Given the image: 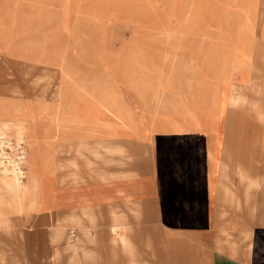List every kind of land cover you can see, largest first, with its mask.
Masks as SVG:
<instances>
[{"label": "rangeland", "instance_id": "rangeland-1", "mask_svg": "<svg viewBox=\"0 0 264 264\" xmlns=\"http://www.w3.org/2000/svg\"><path fill=\"white\" fill-rule=\"evenodd\" d=\"M0 59V119L21 123L10 134L24 150L22 169L41 183L31 211L58 206L54 183L64 172L48 174L47 167L68 158L57 150L71 135L58 122L62 115L100 129L78 142L88 143L94 157L108 148L138 176H153L161 196L212 190L224 125L240 131L234 135L244 162L257 152L248 112L264 120V0H0ZM64 68L87 93L78 90L68 100ZM121 134L140 148L116 141ZM189 139L201 153L185 147ZM121 173L120 165L111 168L112 175ZM194 214L204 218L201 208ZM50 217L49 224L56 214ZM8 220L0 217V227ZM65 221L66 229L73 223L70 230L56 224L47 230L51 242L74 236L81 218L70 214Z\"/></svg>", "mask_w": 264, "mask_h": 264}, {"label": "crops", "instance_id": "crops-1", "mask_svg": "<svg viewBox=\"0 0 264 264\" xmlns=\"http://www.w3.org/2000/svg\"><path fill=\"white\" fill-rule=\"evenodd\" d=\"M248 113L249 131L259 136L257 152L252 157L249 152L244 162L241 141L234 135L240 131L224 125L212 190L207 186L200 197L191 192L161 196L153 176L122 174L64 186L52 211L18 218L10 208L3 209L9 220L0 227V264H264V120ZM120 138L116 141L141 146L129 135ZM199 208L204 218L194 214ZM53 213L56 218L49 224ZM70 214L81 218L74 236L51 242L50 227L66 229ZM113 225L121 227L122 237L115 236Z\"/></svg>", "mask_w": 264, "mask_h": 264}, {"label": "bare ground", "instance_id": "bare-ground-1", "mask_svg": "<svg viewBox=\"0 0 264 264\" xmlns=\"http://www.w3.org/2000/svg\"><path fill=\"white\" fill-rule=\"evenodd\" d=\"M221 57H222V55H221ZM209 59H210V57H209ZM171 60H173V58H171ZM203 60L205 61V59H203ZM211 60H209V61H211ZM224 65H226V64H224ZM184 66H186V64H184ZM209 66H210V64H209ZM221 66H220V68H222ZM205 67H206V65H205ZM223 69H224V66H223ZM209 70H210V68H209ZM217 70H218V68H217ZM62 71H63V74H65V77H66L65 80H66V91H67V94H68V100L70 98L77 99L76 92H78V90L79 91H83L85 93L88 92V89L86 88V86L83 83H81V81L78 80L77 77H74V73L70 69L64 68ZM220 71L222 72V70H219V72ZM197 73H198V71H197ZM165 74H168V73H165ZM171 74L173 75V73H171ZM174 74H176V73H174ZM211 74H213V73H211ZM193 80H195V79H193ZM84 81H86V80H84ZM200 84H198V85L200 86ZM205 86H208V85H205ZM66 91H65V95H66ZM173 98H175V97H173ZM194 99H195V96H194ZM174 102H175V100H174ZM208 103H210V102H208ZM68 104H69V101H68ZM186 104H187V102H186ZM174 105H176V103ZM177 105L174 106L172 109H174L175 107H177ZM183 106H185V105H183ZM203 109H206V108H203ZM174 110H173V112L176 111V110L175 111ZM178 110H179V108H178ZM180 112H181V110H180ZM167 113H168V111H167ZM62 116H59L58 117V122L61 125L65 126V127H68L71 130V135H70V137H69L68 140L63 139L66 142L67 145L66 146H62L61 144H59V147H58L57 150H59V152H61V153L66 154L68 156V158L63 163H59V164H56V165H54L52 163L51 165H49L47 167V173L48 174L52 173L54 170H59V171L62 170V172H64L63 173V176L62 177H59V179H57L55 181V183H54L55 186H56L55 189H57V191L59 189L63 188L64 186H74V185H79V184H84V183H89V182H95V181H98V180H104L106 178H109V177L112 176V174H111V168L116 167V166H119V165L121 166V169H122V173L121 174L124 177L125 176H138V174L133 169H131L130 167H128L125 162L124 163L123 162L119 163L118 162L119 160L117 161L114 158V156L116 155V153L113 152V151H111L110 149L105 148V150H101V152H99V154H98L97 157H94L92 155V153H91V148L89 146H87L88 143H85V145H84V144H80L78 142V140H92L94 138L95 134H97L100 129H98V128L92 126V125L87 126L86 124H85L86 125L85 128H82V125L80 124L82 121H80L78 118H76L73 113L70 114V115H68V116H65L64 115L65 117L64 116L62 117ZM14 118L15 117H12V116H8V117L5 116L4 118L0 119V217H5V215H4L5 212L3 211V209L5 207L10 208V210L13 211L17 215H27L28 212H31V210H33L36 207V205L38 204V197H37V195L39 194V192H40L39 189L41 188V183L39 182V180L37 178H35V177H34V179H33V177H29V174L22 169V166H21L22 164L21 163L23 162L22 160L24 158V150L21 148L19 138H13L11 136V134H10V126H14L16 128V130H18V127L21 126V123L19 121H15ZM185 119H187V118L185 117ZM214 119H216V118L214 117ZM176 133H178V132H175V134ZM17 139H18V141H17ZM184 142L186 144L185 147L193 148L198 153H201L202 152L201 149H200V147H198V146H200L198 142L193 141V140H190V139L189 140H186ZM46 160L48 161L49 159H46ZM94 162H98L99 163L98 166H97L99 168L96 167V170L98 169V171H100V178L99 179H96V180H94L92 178V176L90 175V173H92L93 171H95V164H94ZM214 162H215V160H214ZM82 166H84L85 168H82ZM202 172L203 171L200 169V173L201 174H202ZM59 173H61V172H59ZM55 174H56V172H55ZM31 176H32V174H31ZM213 181H214V179H213ZM50 189H52V188H50ZM55 193H56V191H55ZM232 226H233V224H232ZM111 229H112V231H113V233L115 234L116 237H119V238L122 237L123 234L121 232V227L120 226L113 225Z\"/></svg>", "mask_w": 264, "mask_h": 264}]
</instances>
